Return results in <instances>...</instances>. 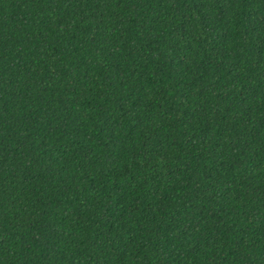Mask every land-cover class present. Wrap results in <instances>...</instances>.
Masks as SVG:
<instances>
[{"label":"trees","instance_id":"1","mask_svg":"<svg viewBox=\"0 0 264 264\" xmlns=\"http://www.w3.org/2000/svg\"><path fill=\"white\" fill-rule=\"evenodd\" d=\"M0 264H264V0H0Z\"/></svg>","mask_w":264,"mask_h":264}]
</instances>
